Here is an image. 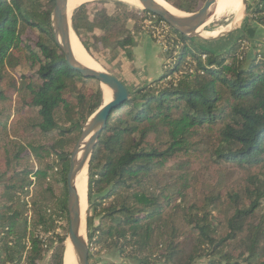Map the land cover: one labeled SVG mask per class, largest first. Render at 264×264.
Listing matches in <instances>:
<instances>
[{
	"label": "trees",
	"instance_id": "obj_1",
	"mask_svg": "<svg viewBox=\"0 0 264 264\" xmlns=\"http://www.w3.org/2000/svg\"><path fill=\"white\" fill-rule=\"evenodd\" d=\"M104 1L77 6L73 30L96 61L103 64L97 48L108 41L131 61L133 32L149 13L119 0L114 14L90 12ZM165 1L186 13L204 2ZM53 5L0 0V264H38L48 249L49 264H63L66 236L56 229L68 220L69 156L103 102L101 88L70 69L55 43ZM246 13L225 52L168 25L178 47L163 52L161 76L129 84V98L111 110L87 180L89 249L99 245L122 259L102 264H264V55L255 51L264 0H246ZM26 64L36 71L16 77ZM19 121L26 142L9 143ZM211 166L216 175L206 171ZM30 186L37 189L30 203L20 202ZM50 194L51 213L41 209ZM27 205L34 212L28 235Z\"/></svg>",
	"mask_w": 264,
	"mask_h": 264
},
{
	"label": "water",
	"instance_id": "obj_2",
	"mask_svg": "<svg viewBox=\"0 0 264 264\" xmlns=\"http://www.w3.org/2000/svg\"><path fill=\"white\" fill-rule=\"evenodd\" d=\"M53 1L50 25L54 41L62 52L68 67L78 72L82 77L98 81L101 86L106 87L110 91V100L107 103L102 102L101 106L81 126L79 138L69 156V169L66 176L68 229L64 241L63 264H66V261H69V264H90L89 244L86 234L87 210L83 214L76 188V178L86 168L88 180V164L98 137L106 127L107 118L111 110L126 101L130 94L127 86L109 71L102 68L89 67L77 59L70 45L71 34L78 38L71 22L73 11L68 18L66 0ZM137 1L141 6L139 8L158 16L174 30L190 39L212 40L239 30L247 14L246 0H242L244 14L239 25L226 28L215 36L205 37L203 36L205 27L215 16L219 0H204L198 9L191 13L176 9L185 14L182 18L175 17L172 12L156 0ZM101 91L103 94L102 87ZM86 201L88 204L87 198ZM66 241H69L70 246H67Z\"/></svg>",
	"mask_w": 264,
	"mask_h": 264
},
{
	"label": "rangeland",
	"instance_id": "obj_3",
	"mask_svg": "<svg viewBox=\"0 0 264 264\" xmlns=\"http://www.w3.org/2000/svg\"><path fill=\"white\" fill-rule=\"evenodd\" d=\"M116 0H106L104 1L103 4L97 5V6H90V12L91 13H95L97 10L96 8H105L107 14L111 15L114 14L118 7H116L114 5V2ZM247 2H251V0H247ZM126 4V3H124ZM129 8H133V9H139L142 10L139 7L136 6H132L129 4H126ZM171 6V4H170ZM176 9V8H175ZM74 10V9H73ZM73 14V13H72ZM232 20V15H230L227 12H223L221 15H217L214 16L211 20V22L206 25L205 30L207 29H211L213 30L211 32V34L207 35L208 37H212L215 36L216 34H218L219 32H221L222 30H224L225 25L227 23H229ZM72 22V21H71ZM134 22L133 21H128L126 23V27L128 29H134L133 26ZM239 25V24H238ZM237 25V26H238ZM150 25L144 20L142 23L139 24V29L137 32H133V35L135 36V43H137L140 39L143 38V42H140V45L137 47V49L135 50V55L137 56V68L141 69V73L143 74V76H151L152 79H157L161 76V72L163 70V67L161 69V59H163V52L161 50V48L159 47V45L154 41V38L152 36V34L150 33ZM94 34L96 36H101L102 32L98 29L94 30ZM259 34L261 36L264 37V32H261V30L259 31ZM36 33L33 32H29L27 37L29 39H36ZM224 36V35H223ZM224 39H219L216 41H208L206 43H204L203 45L209 49V50H213V51H219V52H225L228 49H230L231 45L235 42V40L238 37V33L237 32H232L229 33L227 35H225ZM145 37V38H144ZM111 40H113L110 37H107ZM113 42L108 41L105 43H103L104 45H102V47H98V53L97 55L100 57V59L103 61V64L100 63V61L98 62L101 65L102 69H105L111 73H114V75H116L117 77H122L121 73L124 72H128L129 70H131L132 72H134L131 68V66H128L129 64L127 63H123L121 61V56L124 54H119V51L115 50L113 48ZM263 55V54H262ZM123 57V56H122ZM115 61V63H114ZM164 61V59H163ZM106 66V67H105ZM36 71V67H32L29 65H19L15 71H14V75L16 77H18L21 74H33ZM82 79L85 80V83L91 87V89H94L96 86H99L101 88V85L99 84L98 81L90 79V78H86V77H82ZM136 86H140V84L136 85ZM103 96V94H102ZM102 101L104 103L103 97H102ZM17 112V108H16V104L13 105V110H12V115H15ZM12 120V117L10 119V121ZM10 123V122H9ZM24 123L23 122H17L14 125V129L15 131H8L9 136H10V140L9 143H13V144H19V143H25V139L21 138L20 135V131L24 128ZM3 142H7V140H1ZM12 148V146H11ZM30 159H33L32 156H30ZM170 165V163L168 164ZM217 168V167H216ZM215 167L211 166L208 171L209 174L212 175H216L219 172V168L216 169ZM36 184V183H35ZM61 188V185H60ZM55 189V187H54ZM29 190V193L27 196H24L23 198H20V202H24V200H28V204L30 203L29 198L32 196L33 193H35V191L37 190L36 187L34 186H30L27 191ZM55 192L57 193V191L55 190ZM19 193H16V195L18 196ZM55 208V194L54 195H49L44 202H42V210L45 209L46 212H53V209ZM87 210V215H86V227H87V216L90 213L89 210V205L86 203V209ZM25 212V216H26V222H27V226H26V232L28 235V231L29 229L32 227V216L34 214L33 210L30 209V206L27 205L26 209L24 210ZM84 214V212H83ZM95 224H98L99 221L98 219L94 220ZM35 227V226H34ZM57 229L56 231L60 232V235H65L67 234V229H68V220L67 222H63V221H59L57 223ZM88 227H87V239H88ZM93 240H95V237H93ZM28 237H26L25 239H23L22 242H25L26 245H28ZM66 244H70L69 241H66ZM88 244H89V239H88ZM65 245V244H64ZM90 245V244H89ZM65 248V246H64ZM51 257V249H48L47 251H44L43 253V258L39 261L38 264H49V259ZM103 261H111V262H122L121 258L115 257L113 254H109L107 251H105L104 249H101L99 245H95L92 244L91 245V250L89 249V262L91 264L95 262V264H102ZM130 264H135L134 262H130ZM158 264V263H157Z\"/></svg>",
	"mask_w": 264,
	"mask_h": 264
},
{
	"label": "bare ground",
	"instance_id": "obj_4",
	"mask_svg": "<svg viewBox=\"0 0 264 264\" xmlns=\"http://www.w3.org/2000/svg\"><path fill=\"white\" fill-rule=\"evenodd\" d=\"M92 0H66V6L68 9V18L70 13L75 9L77 6L84 2H88ZM123 3L136 6V7H141L139 2L137 0H119ZM162 6H164L166 9H168L170 12L173 13L175 17L182 18L185 16L184 13L176 10L174 7L170 6L168 3H166L164 0H156ZM242 0H219L218 1V6L215 12V16L221 15L223 12H227L230 15H232V20L225 25V28H229L232 26H237L244 14V7L242 5ZM213 30L207 29L204 30L203 36L208 37L207 35L211 34ZM210 37V36H209ZM70 45L71 49L74 53V55L77 57L79 61L84 63L85 65L100 69L101 65L96 62L85 50L83 45L81 44L80 40L76 38L73 34L70 36ZM103 90V100L104 103H107L110 100V91L104 87L101 86ZM76 188H77V193L78 197L80 199V205L82 207V212L85 211L86 209V198H87V170L84 168L82 172L77 176L76 178ZM67 246H70V244H67ZM66 264H69V261H66Z\"/></svg>",
	"mask_w": 264,
	"mask_h": 264
},
{
	"label": "crops",
	"instance_id": "obj_5",
	"mask_svg": "<svg viewBox=\"0 0 264 264\" xmlns=\"http://www.w3.org/2000/svg\"><path fill=\"white\" fill-rule=\"evenodd\" d=\"M261 32H264V28H261ZM258 40L260 41V43H258V45L256 46L255 51L264 55V37L259 34ZM140 42L141 43L143 42V38L140 39L137 43H135L133 47V60L129 61L125 55H122L123 57L121 56V61L123 63L126 61L125 63L129 64L128 66H131L134 72L129 70L128 72L126 71L124 73H121L122 77H117L112 73L114 76L120 79L126 86H128L129 84L130 85L133 84L134 86H136L144 81L149 82L153 80L151 76H143V74L141 73L142 72L141 69L137 68L138 61H137V56L135 55V50L140 45ZM161 63L163 64V59H161ZM162 64H161V69H162Z\"/></svg>",
	"mask_w": 264,
	"mask_h": 264
},
{
	"label": "built area",
	"instance_id": "obj_6",
	"mask_svg": "<svg viewBox=\"0 0 264 264\" xmlns=\"http://www.w3.org/2000/svg\"><path fill=\"white\" fill-rule=\"evenodd\" d=\"M154 16V14L149 13V16L145 18V21L150 25L151 34L154 38V41L159 45L162 52L167 51L172 46L178 47L177 44L174 45L175 36L170 33L168 24L164 21L153 24V21L155 20Z\"/></svg>",
	"mask_w": 264,
	"mask_h": 264
}]
</instances>
